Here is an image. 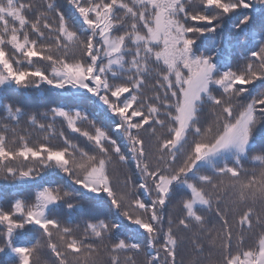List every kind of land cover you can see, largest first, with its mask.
I'll use <instances>...</instances> for the list:
<instances>
[{
    "label": "snow or ice",
    "instance_id": "6c2138e0",
    "mask_svg": "<svg viewBox=\"0 0 264 264\" xmlns=\"http://www.w3.org/2000/svg\"><path fill=\"white\" fill-rule=\"evenodd\" d=\"M66 3L0 0V94L64 100L4 105L0 264H264V0Z\"/></svg>",
    "mask_w": 264,
    "mask_h": 264
},
{
    "label": "trees",
    "instance_id": "16d2710c",
    "mask_svg": "<svg viewBox=\"0 0 264 264\" xmlns=\"http://www.w3.org/2000/svg\"><path fill=\"white\" fill-rule=\"evenodd\" d=\"M56 3L59 7H69L66 3V0H56ZM255 30L256 33H260L262 29V24L259 19L254 20L253 24L250 26L249 31L247 33H240L239 35H235L231 31V26L226 27L223 32H218L214 37H210L206 41H198V44L201 46V50L205 49L207 45H212V41L216 40L217 42L221 41L223 38V50L226 54H230L229 58L231 60V64L235 67L238 63L241 62L242 57L247 55V50L251 47V33L252 30ZM64 100L60 97L56 92L51 90H46L42 88L40 90L30 89L27 91H13L9 90L3 94H0V125L3 124H11L13 123L7 118V113L4 108L5 104H11L13 108L16 106H20L25 109L26 112H34L38 115V119L43 120V117H39V113L45 111L50 105L53 103H63ZM90 112L95 111L92 108H89ZM98 121L103 119L102 114L98 115ZM26 120V116L21 118L20 125L24 126ZM86 126V125H83ZM60 125L57 124V128L59 129ZM259 139V137H258ZM130 170L129 167H123L122 171L127 173ZM57 183H63V180L56 178ZM16 189L11 185L6 186L5 182L0 181V198L10 200L16 195ZM182 195V193H177V196ZM171 207V206H169ZM87 211V206H85V212ZM83 218L82 215H75L73 219V223H78ZM124 236V234H123ZM123 236L121 238H123ZM129 238L136 240L137 236L134 231L131 230ZM30 240H34L33 237H29L24 242L27 243ZM42 259H47V256H42ZM138 259H143L141 255ZM185 260H187V256H185Z\"/></svg>",
    "mask_w": 264,
    "mask_h": 264
},
{
    "label": "rangeland",
    "instance_id": "374dc122",
    "mask_svg": "<svg viewBox=\"0 0 264 264\" xmlns=\"http://www.w3.org/2000/svg\"><path fill=\"white\" fill-rule=\"evenodd\" d=\"M207 47H210V45H207ZM121 231L124 234V236H128V237L130 236L131 230H129V229H122Z\"/></svg>",
    "mask_w": 264,
    "mask_h": 264
}]
</instances>
